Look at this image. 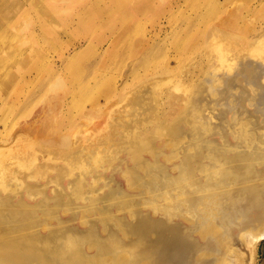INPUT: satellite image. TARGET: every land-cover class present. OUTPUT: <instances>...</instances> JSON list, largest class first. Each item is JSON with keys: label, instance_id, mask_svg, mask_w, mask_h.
<instances>
[{"label": "rangeland", "instance_id": "374dc122", "mask_svg": "<svg viewBox=\"0 0 264 264\" xmlns=\"http://www.w3.org/2000/svg\"><path fill=\"white\" fill-rule=\"evenodd\" d=\"M261 34L264 0H0V174L8 164L14 166L16 174L23 169L18 175L0 178V204L18 207L23 202L32 206L36 219L33 237L44 235L42 239L49 240L42 251L50 258L54 251L69 256L80 250L85 255L98 256L77 264H137L138 252H143L146 264H152L153 257L148 254L153 253L148 242L154 237L151 222L158 218L168 220L178 224L180 230L187 223L181 217L167 219L164 211L153 212L139 194L147 201L158 199L161 206L172 204L181 211L186 207L183 201L187 203L188 199L194 205L192 213L198 215L192 217L190 213L191 220H205L201 229L204 238H196L199 233L195 231L196 237L189 238V245L168 250L166 264H194L200 249L203 252L197 256L196 264H224L223 258L228 261L225 264H264V237L251 261L238 239L239 227L245 222L240 215L242 210L217 205V177L208 179L197 170L202 161L208 165V152L227 149L218 143L235 144L229 128L238 125L233 115L237 111L232 109H237V99L241 103L246 99L235 93L234 104L229 99L219 108L226 111L225 122L210 123L204 110L190 111L200 109L199 98L193 93L192 104L188 103L185 86L194 69L198 72L194 82L211 85L214 81L206 72L218 71L220 66L217 58L205 55L209 45L226 44L243 54ZM199 65H203L202 71ZM234 69L216 72L219 83L229 80L248 87L261 75L257 73L258 63L250 58L240 59ZM217 91L224 96L216 86L215 97ZM137 99L138 108L125 110V104ZM255 99L257 105H264V86ZM252 112L259 118L264 116L253 109ZM258 123L264 126V119ZM175 125L176 136L171 134ZM180 128L185 129L184 136L198 137L200 141H189ZM244 129L249 132V140L255 139L264 148V127L255 132ZM143 138L164 148L157 158L170 175L178 174L174 164L189 152L188 148H194L197 160L187 166L194 167L196 182L182 188L192 191L190 197L183 193L180 198L169 191L175 195L170 202L164 194L151 195L145 187L132 186L123 170L127 163L146 173L129 154L131 146L140 150ZM212 139L216 142L211 143ZM248 139L242 138L245 145ZM140 153L153 160L150 149ZM202 154L203 160L199 159ZM24 160L27 161L23 163ZM67 166L77 169L72 172ZM254 166L264 168V164ZM36 168L45 176L32 175ZM206 171L217 173V165L207 166ZM238 171L241 180L244 172ZM100 172L104 174L99 175ZM82 177L83 185L75 186ZM164 179L159 177V181ZM68 180L74 185L69 187ZM152 185L160 189L153 182ZM111 186L116 188L114 195L106 196ZM132 193L138 194L135 201L130 198ZM132 204L148 213L149 226L141 218L131 216ZM240 204L246 206L247 202ZM218 209L225 214L221 216ZM248 213L251 216L254 212ZM238 216L240 220L236 219ZM26 221L22 220L23 226ZM261 221L254 218L252 231ZM60 225H66L64 229L72 234L56 241L58 237L49 231L58 230ZM21 227L6 226L2 239L14 241L21 236L18 246L29 247L30 241L22 238L28 234ZM142 231L147 236L140 234ZM93 239H99V244ZM53 241L58 247H52ZM128 246L133 250L126 252ZM38 247L37 243L32 245L34 251L43 246ZM56 264L61 262L57 260Z\"/></svg>", "mask_w": 264, "mask_h": 264}, {"label": "bare ground", "instance_id": "6f19581e", "mask_svg": "<svg viewBox=\"0 0 264 264\" xmlns=\"http://www.w3.org/2000/svg\"><path fill=\"white\" fill-rule=\"evenodd\" d=\"M253 41L254 42L251 44L250 48L245 50L243 54H241L239 50L231 49L230 46L226 44H221V43L217 44L216 42L208 46V51L205 54L207 57L217 58L218 64L220 66V67H217V70L219 71L220 69H222L226 73L230 72L231 70L235 71L234 69L235 65L242 58L244 59L250 58L252 59V62H257L258 63L257 73L261 75L259 78L255 79L254 83L249 82L248 87L239 85L237 83H232L229 80L227 81V83H219L220 77H217L216 72L218 71L216 70H210L206 72V75H210V77L212 76V79L214 81L217 79V82H214L212 80L213 82L211 83V85H209L208 83H204L203 81H200L197 83L194 82L198 75V72H196L195 69L192 70L191 73L187 76V79L185 80L186 84L184 83L186 86L187 92H188L187 93L188 99H189L188 103L192 104L191 96L193 93L199 98L198 105L200 109L197 110L193 108L190 111L201 113V110H204L207 113V119L210 121V123L219 122L220 124H222L223 122H225L226 111L222 108L221 110L219 109L221 105H223L222 103L223 101L231 99V104H234V101L232 100L237 99L234 95L235 93H239L241 97L243 96L246 99L245 101H243V103H241L240 100L237 99V102L234 105L235 107H237V109L236 110L232 109V111H235V112L237 111L233 115H236L238 125L235 127L229 128L230 132L235 137V144L225 146L224 143H221V142L218 143L219 145L223 144V146L227 149L224 151H220V152H217V151L208 152V153H211L206 156V158L209 160L208 165L205 163L206 161L204 163L202 161L201 163L197 165V170L199 169L200 172L204 173L208 179H211V177H217L215 180V182L217 183V198H219L218 199L219 202L217 203V205L222 204L223 207H230V208L233 207L235 211H237L238 209L242 210L240 215L243 216L242 220H245V222L242 227H239L240 231L238 234V239L241 241L242 245H244L246 250L248 251L251 261L254 260L255 249L257 245L259 244L261 238L264 237V194H262L264 193V168H256L254 166L255 164H258L259 166L261 164H264V148L261 147L262 148L261 149L259 145L256 143L255 139L249 140L248 139L249 132L245 130L244 128H252V132H255L256 129L264 127L258 123L261 118L264 119V116L259 118L256 114H253L252 112V109H253L257 112H260V115L264 113V105H257L256 99H255L258 91L262 89V86H264V71H262L264 70V34L259 35ZM202 67L203 65L198 66L200 71H202ZM186 72L189 73L187 70ZM184 74L186 73L184 72ZM216 86L217 88L219 87L223 90L224 96L219 95L218 91H217V97L213 95L214 94L213 91L214 89H216ZM230 93L232 95H230ZM144 94H146V92ZM144 94L142 95L146 96ZM139 102L140 101L137 99V100L131 101L128 104H125V108H126L125 110H127V108H129L130 110L134 107L138 108ZM250 105L251 106L254 105V107L252 106V109L248 108V106L250 107ZM140 112H141V108H140ZM128 113H134V112L129 111ZM242 113L245 116L243 115L241 116ZM120 116H122V114H120ZM177 129H178V125L172 126V130L174 131V133H171V134H174V135L177 134L178 133ZM184 130L185 129H181L182 135L183 137H187V136H184L185 134V132H183ZM217 131H220V129H217ZM243 137L248 139L247 145H245L246 141H242ZM187 138L189 141L191 140L200 141V138L198 137H192V138L187 137ZM211 141H212L211 143L216 142L214 139H212ZM139 144H140V150H137L135 148V145L131 146L129 148V150H131L129 154L130 153L132 154L131 155L132 159L136 161V163H140L141 167L144 168L146 173L143 174L139 172L140 170L138 169L136 165L129 166L126 163V169H124L123 172L125 171L129 175L128 179L131 182L132 186L135 187V189H140L142 187H145L151 195L164 194V196L167 199H169L170 202L173 201V197L175 195H173L172 193H169V191H172L173 193L175 192L176 195L178 196L180 195V198L182 197L183 193H185L186 198L190 197L192 194V191L191 190L183 191L182 188H184V186L186 185L191 187L194 184V182H196V180H193V177L196 176V173H194L193 171L194 167L189 168L187 166L188 162L192 164V162L190 161L196 159L194 148H192L193 151H191V149L188 148V151L190 153L185 152L183 154V157H181L180 162L179 163L176 162L174 164L175 165L174 168L178 170V174L170 175L169 172H167V167L162 162H160V160L157 158V155L163 154L164 148L156 147L152 144L151 141L149 140L145 141L144 138L142 142H139ZM189 146H192V145H189ZM261 146H264V143H262ZM128 147H126V149H128ZM142 149H150L151 155L153 156V160L142 157L140 153ZM88 150L90 149L88 148ZM227 151H233V153L229 155L227 154ZM92 152H95L94 148ZM198 152L201 154L200 150H198ZM12 158H14V156H12ZM139 159L141 160V162H138ZM199 159L203 160V154H202V158L199 157ZM83 160H84L83 158L80 159L81 162H83ZM25 161L27 160H24L23 163ZM214 164L217 165V173H214V174L210 172L208 173L206 171V167L209 165H214ZM67 167L71 171L76 168L75 166H72V167L67 166ZM49 168L53 169V167H49ZM2 170L3 172L0 174V178L3 176L5 178H9L11 177V174H16L14 172V166L12 164L3 166ZM238 170L244 172L241 180H238L239 179ZM20 171H23L22 167L20 168V170H17L16 175H18ZM101 173L102 172H100L99 175L104 174V172L103 174ZM34 174L43 175L42 170L40 168H36L32 175ZM92 174H93V177L95 178L96 174L94 173ZM43 176H45V174ZM43 176H41V178ZM161 176L164 177L165 179L159 181V177ZM99 177L103 178L104 176H99ZM150 177H154L157 180H153ZM84 179L85 178L82 177L80 180L76 181L74 183L75 186L76 185L79 186L81 182H83L82 180ZM151 181L154 184L159 185L160 189L158 187H153ZM23 182L26 184L27 188H30V185L26 181H23ZM74 184H71L70 180L67 181V185L69 187H71ZM82 185H80V187ZM115 189L116 188L111 186L109 189V192L106 193V196H111ZM30 193H32V190L30 191ZM136 195L138 194L132 193L130 194V198L133 201H135ZM139 197L144 200L145 205L151 208L153 212L156 213L157 211H164L167 216V219H170L172 217H181L185 219L182 221L187 223V226L184 227V230H180L178 228V224L176 223L170 224L168 220L158 218L156 220H153L152 222L150 221L152 223V225L150 226H153L152 232L154 233V237L151 240L149 241L147 240V241L150 242L152 246L153 253L148 252V254H150L153 257L152 264H166L165 258L169 256L168 250H171L172 248L175 249L176 247L181 248V247H185L186 245H189L191 243L189 242V238H191L192 236L196 237L194 234L195 231L199 233V237H196V238H201V239L204 238V235L201 233V229H202V226L205 220H198L197 222H195V220H191L192 217H194L195 215L197 217L198 215L196 213L195 214L192 213L191 209L194 205L193 204L190 205L188 202V199H186L187 203L182 200L184 202L183 204L186 207L184 211H181L179 209H174L172 204L170 205V207H167V205L165 204L161 206L162 204L158 203L157 201L158 199H155V200L148 199L147 201V198L144 197L143 195L139 194ZM158 197H161V196L158 195ZM124 199L127 200L128 198L124 196ZM127 201H130V200H127ZM242 201L247 202L246 206H243L242 204H240ZM0 203H3V202H0ZM24 204L25 203L22 202V205H18V207L13 206V204L11 205L9 203L5 205L0 204V220H26V216L29 215L30 219H27L28 221L24 224V226L21 225L23 226L21 227V230L28 234V235H22L23 240L28 239L30 241L29 243L31 244L29 247L18 246L17 241L21 240V236H16L14 238V241H11V240H8L7 238L2 239L3 234L0 233V255H1L0 264H56L57 260H59L61 264H77L79 261H82V262H84V260L89 261V259L91 258L95 259L98 256V253H93L91 255H88V254L85 255L81 253L80 250H77V251L74 250L75 254L69 255V256L67 255L65 256V254L59 251H54L52 253V258H50L47 253L42 251L44 247L46 248L50 243L48 240H35L34 239L35 237H37V236L33 237V235H35L36 228L34 226V223L36 219L32 211V206L24 205ZM68 208H71V206H68ZM217 211L220 212L221 216L225 214L224 213L225 211H221L219 209ZM249 211L254 212L253 215L251 216L248 215ZM129 213L132 214L131 216L134 218H141V220L147 223L146 225L149 226L150 222L147 219L148 218L147 212H142V209L138 210L137 206L133 205L132 209L129 210ZM190 213L192 214V217H190L189 215ZM238 218L239 216L236 219ZM254 218H258L259 220H262L261 221L262 224L254 227L253 228L254 230L252 231V229L250 228V224L254 223ZM30 220H34V221L30 222ZM13 226H19V225H13ZM53 226H56V225H53ZM65 226L60 225L61 228L59 227L56 228L58 230L50 228L49 234L55 235V236L58 235L59 238H62V237L64 238L66 236L69 237V235H71L72 233L67 231V229L65 230L64 229ZM129 229L131 230L130 225H129ZM14 234L17 235V229L14 230ZM140 234L147 236V234H145V232L143 231ZM92 241H97L98 244L100 242L99 239H93ZM36 243L39 245V247L43 246L42 248L38 247L39 248L38 251H34V248H32V245L35 246ZM97 243H95V245H97ZM9 244H13L15 247L10 246ZM54 245H55V242H53L52 247ZM137 245L139 246V244ZM70 247H72V245H70ZM128 247H125L126 252L133 250V248L131 249L130 247L129 248ZM201 251L203 252L202 249L198 250L196 255L194 256V261H195L194 264L198 262L197 256L200 255ZM262 252H264V248H262ZM145 254L146 253L138 252L137 264H146L147 256H145ZM230 260H233V258L232 259L230 258ZM223 262L225 264L228 261H226V259L223 258Z\"/></svg>", "mask_w": 264, "mask_h": 264}, {"label": "crops", "instance_id": "0c3cea01", "mask_svg": "<svg viewBox=\"0 0 264 264\" xmlns=\"http://www.w3.org/2000/svg\"><path fill=\"white\" fill-rule=\"evenodd\" d=\"M12 205V204H11ZM22 205V204H21ZM27 219H29V215H27L26 216V220ZM28 221V220H27ZM26 221V222H27ZM32 221H34V220H30V222H32ZM21 224H22V220L20 221V220H0V233L1 234H4L5 232H4V228H6V226H13V225H19V226H21ZM25 224V223H24ZM5 225V226H4ZM23 225V224H22ZM29 226V225H28ZM23 227V226H22ZM42 237H40V236H37V237H35L34 239L35 240H48V239H42V238H44L45 236L44 235H41ZM51 236H53V237H58V235H51ZM38 237H40V239L38 238ZM59 239H62V238H56L55 240L56 241H59ZM49 241V240H48ZM53 242H55V241H53ZM53 247H58L57 246V244L55 243V245L53 246Z\"/></svg>", "mask_w": 264, "mask_h": 264}]
</instances>
